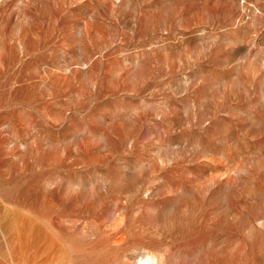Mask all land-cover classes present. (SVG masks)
Masks as SVG:
<instances>
[{"label":"rangeland","instance_id":"1","mask_svg":"<svg viewBox=\"0 0 264 264\" xmlns=\"http://www.w3.org/2000/svg\"><path fill=\"white\" fill-rule=\"evenodd\" d=\"M0 264H264V0H0Z\"/></svg>","mask_w":264,"mask_h":264}]
</instances>
